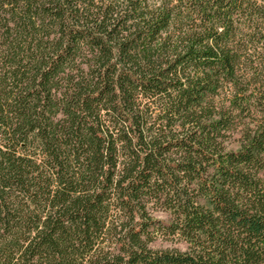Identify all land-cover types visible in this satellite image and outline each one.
Returning a JSON list of instances; mask_svg holds the SVG:
<instances>
[{"label":"trees","instance_id":"obj_1","mask_svg":"<svg viewBox=\"0 0 264 264\" xmlns=\"http://www.w3.org/2000/svg\"><path fill=\"white\" fill-rule=\"evenodd\" d=\"M0 264H264V0H0Z\"/></svg>","mask_w":264,"mask_h":264},{"label":"rangeland","instance_id":"obj_2","mask_svg":"<svg viewBox=\"0 0 264 264\" xmlns=\"http://www.w3.org/2000/svg\"><path fill=\"white\" fill-rule=\"evenodd\" d=\"M156 247H163V248H178L184 250L186 248V244L178 241H171V240H160Z\"/></svg>","mask_w":264,"mask_h":264}]
</instances>
